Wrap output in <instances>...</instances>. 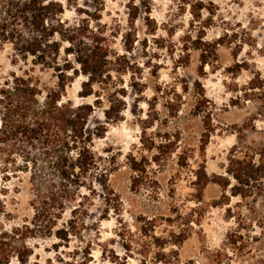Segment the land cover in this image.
Segmentation results:
<instances>
[{
    "label": "rangeland",
    "instance_id": "374dc122",
    "mask_svg": "<svg viewBox=\"0 0 264 264\" xmlns=\"http://www.w3.org/2000/svg\"><path fill=\"white\" fill-rule=\"evenodd\" d=\"M60 1L64 25L92 31L112 63L96 93L78 95L81 74L65 87L63 101L93 105L87 130L101 132L91 144L98 169L68 238H28L26 264H264V181L245 197L210 182L200 200L194 185L200 167L225 176L232 153L264 146V0H102L98 9ZM194 40L208 50L204 64ZM12 71L57 86L51 68L14 61L4 44L0 82ZM117 97L120 119L107 121L103 109ZM4 189L0 231L33 214L28 174L11 175ZM70 218L68 208L58 226Z\"/></svg>",
    "mask_w": 264,
    "mask_h": 264
},
{
    "label": "trees",
    "instance_id": "16d2710c",
    "mask_svg": "<svg viewBox=\"0 0 264 264\" xmlns=\"http://www.w3.org/2000/svg\"><path fill=\"white\" fill-rule=\"evenodd\" d=\"M89 1L96 9L103 5L102 0ZM63 12L60 0H0V47L10 44L14 61L30 58L33 64L51 68L57 78L55 88H45L30 74L12 71L0 82V213L4 211V183L18 172L28 174L33 212L27 224L0 231V264H12L13 258L18 264H26L31 254L26 240L30 237L67 239L84 209L81 189H93L89 186L98 169L91 144L94 135L100 136L101 132L87 130L93 105L63 101L62 97L67 83L79 74L85 78L78 92L82 98L96 93L94 85L107 86L112 58L107 46L92 31L86 34L64 25L60 18ZM137 16L138 9L131 3L129 18ZM62 42L68 43L63 49L64 58L60 55ZM193 43L200 50L201 63H206L208 50L202 49L201 40ZM124 45L130 49L126 40ZM210 47L214 51L216 45ZM69 54L73 59L68 58ZM94 103L100 104L101 97ZM122 109L121 98L109 99L103 115L107 121H116ZM131 165L135 170L140 167L134 158ZM225 173L209 176L200 167L195 172L196 197L202 198L210 182L223 189L230 186L231 195L241 197L260 191L264 181V146L232 153ZM101 182L105 186V181ZM68 208L71 218L58 226Z\"/></svg>",
    "mask_w": 264,
    "mask_h": 264
}]
</instances>
